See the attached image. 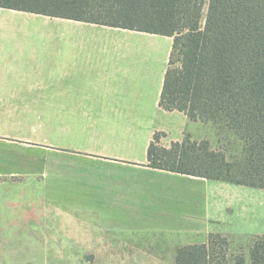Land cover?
Returning a JSON list of instances; mask_svg holds the SVG:
<instances>
[{
    "label": "crops",
    "instance_id": "0c3cea01",
    "mask_svg": "<svg viewBox=\"0 0 264 264\" xmlns=\"http://www.w3.org/2000/svg\"><path fill=\"white\" fill-rule=\"evenodd\" d=\"M173 45L0 8V264L34 238L54 247L37 252L80 253L156 237L176 254L212 234L264 235V190L149 166L157 134L222 150L216 125L161 107Z\"/></svg>",
    "mask_w": 264,
    "mask_h": 264
},
{
    "label": "trees",
    "instance_id": "16d2710c",
    "mask_svg": "<svg viewBox=\"0 0 264 264\" xmlns=\"http://www.w3.org/2000/svg\"><path fill=\"white\" fill-rule=\"evenodd\" d=\"M0 0V8L174 38L161 107L191 121L224 124L244 143L238 165L207 140L186 136L170 148L157 134L149 166L181 175L264 190V0ZM176 58L180 66L176 65ZM229 242L180 247L175 264H228ZM264 264V235L250 249ZM235 264H245L244 257Z\"/></svg>",
    "mask_w": 264,
    "mask_h": 264
},
{
    "label": "rangeland",
    "instance_id": "374dc122",
    "mask_svg": "<svg viewBox=\"0 0 264 264\" xmlns=\"http://www.w3.org/2000/svg\"><path fill=\"white\" fill-rule=\"evenodd\" d=\"M209 1H205L202 16V25L208 13ZM175 66H180L178 58ZM216 138L220 150L226 155L229 162L236 165L244 157V143L238 135L229 131L224 124L216 125ZM220 148V149H221ZM219 151V150H215ZM264 230L263 227H259ZM228 239V264H235L239 257H244L245 264H251L250 249L257 236H224ZM25 240V238H23ZM48 238H34V245H19L17 264H175L176 254L173 246L165 239L151 238L144 242L120 243L113 247L112 252H37L39 248L53 249V246H37L39 242H46ZM52 239V238H51Z\"/></svg>",
    "mask_w": 264,
    "mask_h": 264
}]
</instances>
